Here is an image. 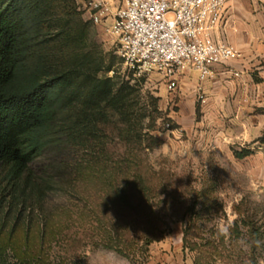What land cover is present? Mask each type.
<instances>
[{
  "label": "trees",
  "instance_id": "trees-1",
  "mask_svg": "<svg viewBox=\"0 0 264 264\" xmlns=\"http://www.w3.org/2000/svg\"><path fill=\"white\" fill-rule=\"evenodd\" d=\"M43 12L34 0H0V264H77L52 260L67 221L45 214L49 193L68 182L62 158L73 147L89 152L85 164L96 174L92 190L83 192L94 200L78 222L96 236L93 246L135 261L140 248L147 251L165 238L175 215L195 221L200 192L171 187L144 157L163 144L153 135L156 121L146 124L151 114L134 111L128 82L99 76L111 66L94 63L89 52L55 63L43 57L42 45L12 38L10 20L27 21ZM59 14L68 23L78 21L76 1L63 0ZM112 141L123 146L121 155L111 152ZM258 142L264 146V134ZM232 150L237 159L253 154ZM47 156L51 166L35 170Z\"/></svg>",
  "mask_w": 264,
  "mask_h": 264
},
{
  "label": "rangeland",
  "instance_id": "rangeland-1",
  "mask_svg": "<svg viewBox=\"0 0 264 264\" xmlns=\"http://www.w3.org/2000/svg\"><path fill=\"white\" fill-rule=\"evenodd\" d=\"M34 1L45 13L27 21L10 20L12 38L22 44L42 45L43 57L56 60L55 63L66 55L89 52L94 63L102 68L111 66V72L106 74L102 70L99 76L114 78L116 83L128 82L134 88V111L151 114L146 124L150 119L156 121L153 135L163 144L147 150L144 157L155 171L164 173V180L171 187L188 186L201 195L195 221L188 218L181 221L182 213L175 215L177 220L165 238L153 243L147 251L140 248L135 261L96 248L93 246L96 236H92L87 224L78 222L86 203L94 200L83 192L92 190L96 174L85 164L89 152L73 147L62 158L67 166L63 175L68 182L62 189L49 193L47 201L45 214L56 222L67 221L64 234L51 251L52 260L66 259L77 264H163L177 260L188 264H264V146L258 139L245 145L253 151L252 155L237 159L232 148L245 149L241 145L208 150L193 141L187 143L185 132L175 138L173 132L181 127L177 124V102L170 91L164 92L168 82L158 69L148 77H139L130 70L119 56L117 44L104 34L103 28L83 19L79 10L83 0H75L78 21L73 23L59 14L63 0ZM46 11L54 13L49 15ZM166 17L173 20L176 14L170 11ZM109 144L115 155L124 152L122 145L113 141ZM48 159L50 156L35 163L34 169L46 170L51 166ZM80 165L84 167L82 170ZM23 230L18 229L17 234L23 236Z\"/></svg>",
  "mask_w": 264,
  "mask_h": 264
},
{
  "label": "crops",
  "instance_id": "crops-1",
  "mask_svg": "<svg viewBox=\"0 0 264 264\" xmlns=\"http://www.w3.org/2000/svg\"><path fill=\"white\" fill-rule=\"evenodd\" d=\"M214 38L239 56L215 65L213 75L203 80L192 67L180 75L178 88L170 91L181 126L173 133L179 139L185 132L187 143L202 149L245 148L264 134V0H228ZM164 92L169 93L168 85Z\"/></svg>",
  "mask_w": 264,
  "mask_h": 264
},
{
  "label": "built area",
  "instance_id": "built-area-1",
  "mask_svg": "<svg viewBox=\"0 0 264 264\" xmlns=\"http://www.w3.org/2000/svg\"><path fill=\"white\" fill-rule=\"evenodd\" d=\"M228 0H83V19L103 28L126 66L139 77L158 69L169 91L190 67L201 80L239 53L214 38ZM175 12L173 20L167 14ZM237 75V74H236ZM201 103L205 98L198 96ZM170 129V124H167Z\"/></svg>",
  "mask_w": 264,
  "mask_h": 264
}]
</instances>
